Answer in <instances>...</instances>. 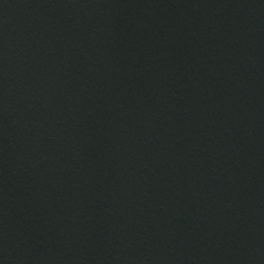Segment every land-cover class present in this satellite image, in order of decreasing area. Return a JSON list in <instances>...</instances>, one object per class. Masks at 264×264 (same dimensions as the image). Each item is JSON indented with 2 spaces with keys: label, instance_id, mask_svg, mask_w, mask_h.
I'll list each match as a JSON object with an SVG mask.
<instances>
[{
  "label": "water",
  "instance_id": "1",
  "mask_svg": "<svg viewBox=\"0 0 264 264\" xmlns=\"http://www.w3.org/2000/svg\"><path fill=\"white\" fill-rule=\"evenodd\" d=\"M0 264H264V0H0Z\"/></svg>",
  "mask_w": 264,
  "mask_h": 264
}]
</instances>
